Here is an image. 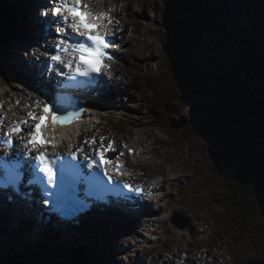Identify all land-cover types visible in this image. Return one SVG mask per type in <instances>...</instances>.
<instances>
[{
    "label": "rangeland",
    "instance_id": "obj_1",
    "mask_svg": "<svg viewBox=\"0 0 264 264\" xmlns=\"http://www.w3.org/2000/svg\"><path fill=\"white\" fill-rule=\"evenodd\" d=\"M134 1L137 2L136 0ZM145 1H147L149 5L145 7V11L141 14L143 16L141 22L145 27V33L148 35V39H152L154 37L155 40L158 41V39H161L160 34L173 36L174 40L177 39V37H180L178 34L175 37L170 29L166 27V23L169 22L164 16L160 17L156 13V20L154 21L149 17L151 9L154 8V3L159 4V10L163 11V15L164 12L166 15L170 14V12L173 11L171 0H166V3L162 0ZM175 1V7H183V10H181L183 16L181 15V17L184 18V20L191 21L192 24H194L195 21L200 25L204 23V29H202L204 33L201 31V29L198 30L196 25L194 28H190L189 35H192L190 40L194 42V45L189 46L187 44L181 43L180 47L173 46V53L175 54L172 53V55L175 61L178 60L181 62V69L177 70V63L176 66L169 65L167 69H164L167 73L161 77L162 81L168 83L165 84V86H161L160 88H158V84L156 86L152 85L151 92L154 98H152L153 100L149 105V110L158 109V111L162 112V117L159 119H154L149 112H146L148 110L137 113L136 116L139 118L138 128L144 131L148 128L149 131L145 132L147 137L151 132L159 133V137H162L163 143L165 142V145L162 148L175 153L177 155L176 157L180 161V164H184L185 162L188 164L190 176H187L188 174L186 173H182L184 178L181 179L178 177V180H174L175 177L173 165L167 162L165 158H162V160L165 162V165H160L163 171L165 166H168V170L166 172L169 174V176H166L163 173L165 176L163 178L165 180L164 182L167 184L166 186L173 184V190L174 186L176 187L178 182L188 181L191 179L182 193L183 203L181 208H179L178 204L176 203V197L174 201L172 198H168L169 202L165 205L171 204V206H173L175 204L173 206L174 210H179L175 212L185 211L186 216L184 218H189V226L192 224V226L195 228L196 223L203 222L205 220H208L210 224L209 219L212 218V214L215 216H221L228 212L230 220H234L239 216L237 212H234V209L228 210L225 208L223 211L219 210L216 207V204L212 202V198L214 196H208L207 194L208 192H212V187L218 188V181L219 183L221 182V177L218 179V176H220V170L215 173L216 167H220L226 171L234 167V164L241 163L242 157H240V154L238 153L240 150H242L240 147H243L242 151L244 154L247 153L248 155V151H251L249 157L252 158V161L254 160L255 167L264 165V106L261 105L264 103V62H258V59L264 57V53H262V56L259 55L256 57V53H252L250 50V43L253 42L255 47L260 49V52L264 51V0H248L246 5H240L239 2L241 0H194V3H196L195 7L200 6L202 8L201 10L195 8L192 9L189 2L186 0ZM256 1L257 3L259 2L258 5H256ZM241 3H243V1H241ZM203 12L205 14H202ZM14 13L15 14L10 13V18L12 19L10 22L13 24V38L14 36H17L16 30H20V26L18 25L19 17L16 15L15 11ZM154 13L155 12H151V16H153ZM160 14H162V12ZM197 15L202 17V19L197 17ZM226 19H228L227 21H229V23L226 22ZM186 21H182L181 19L177 20L176 17L174 20L176 28L172 27L171 29H178V27L182 28L184 22L186 23L185 25L189 26L188 22ZM15 23L17 26H15ZM0 30L4 31L5 27L3 25L0 26ZM240 30L242 32H240ZM247 33H249L248 35H254L253 37L257 43L255 41H247L249 39L247 37ZM198 34H200V41L197 43ZM259 34L263 36L258 37ZM22 42L24 44V42L26 43L28 40L23 38V40L18 41V38L15 37V39H13L14 50H12L8 55H4L6 60H3L4 57L0 58V77H5L3 79L0 78L1 80L5 81L4 79H6V76L9 74L8 69L12 70V72H16L18 75L24 70V67H22L23 55L19 50H15V46H21ZM160 42L161 40L159 43ZM159 43H157L158 46H160ZM182 44L184 46H182ZM162 48L163 47L161 44V50L155 51V53L158 54L154 56L156 60H159L158 57L163 54ZM177 48L180 49L179 54H176ZM166 49H168L167 46ZM185 49L188 51L187 53L184 51ZM189 58L190 60L188 61ZM1 62L6 66L4 67ZM190 63L194 64L193 68L190 66ZM260 63L262 65H260ZM160 73H162V69L160 70ZM8 80L11 81L10 86L12 88L16 85V93H21L25 98H28L27 94L25 93L27 90L21 91L22 89L20 90L17 84L14 83L15 78L10 77ZM23 85L24 88L28 86L25 85V83H23ZM169 85L173 89H169ZM2 90L6 89L0 88V92ZM175 90H179L180 92H174V94H172V91ZM198 91H203L204 93L201 94L198 93ZM163 97L167 100L164 108H162V101L158 100L162 99ZM251 99H253L254 104H260L261 107L256 113L248 115L247 112L253 110V107L249 105V101ZM156 104L159 108L156 106ZM223 106L228 107V111L226 112L229 114V116L228 118H224L226 123H223L220 125V127H218L216 123L212 122L211 120L213 117H215V114L212 113L211 109L216 108L213 109V111H216L217 108H223ZM208 120L210 121L208 122ZM228 120L230 121L228 122ZM123 121L129 122V119L126 118V120ZM221 121L222 119L219 120V122ZM167 123L171 129L170 133L165 132V129L162 126ZM171 126H173V129ZM213 127L220 128L222 132L234 135L235 139L230 140L228 145L223 144L225 146L223 150H221L219 145H216V138L218 136L213 134ZM171 133L172 135L169 136ZM149 138L151 139L152 136H149ZM133 143L138 147L143 155V150H141L143 147L140 144L135 143V138ZM162 144L160 146H162ZM145 145H148V143L145 142ZM187 155L188 159L184 157ZM190 168H194L193 170L196 168L198 172L193 173L190 171ZM170 180H173V183H170ZM193 181L195 182L193 183ZM225 187L226 189L224 192H217L219 202H227L229 199L228 194L231 189L227 184ZM253 194L254 193L246 192H244V196L239 194L241 197L239 207L241 208L235 209L238 212L242 209L244 212H246V219L249 224H247L244 220V225H241L238 224L239 220H234L232 221V224L230 223V225H228L222 219L224 227L221 229V232L217 235V237L220 235L221 236L220 238H216L214 243L217 247H213L214 249L212 248L215 253H218L219 250L221 256H223L226 251L225 256H230L228 252H231L230 249L234 251V246L230 244L229 249L226 245H224V243H226L225 236H232L233 231L231 229H235L237 226L239 229L235 230V233H241L240 237H243L242 233L252 230L257 236H259L260 242L263 241L262 245L264 246V203L259 201V199H257ZM209 202L214 204V207H211V205H205V203L209 204ZM190 209L192 210V217L189 214ZM171 212L174 211L171 210ZM201 216L206 217L199 218ZM194 219L196 221H193ZM217 223H220V221ZM168 225V220H165V222L161 224V227L164 228L165 231H167V229L172 230L168 236V243H172L173 245L176 243L178 244V247L175 245L174 246L181 249V253L188 252L190 257L195 253V256L197 257V252L193 250L188 251L185 249L186 244L180 239L179 233L174 231L173 228L175 227L173 226V228H170ZM42 235L47 238V245L48 242H56V240H53L54 237L51 233ZM253 238V236L249 237L248 241L246 242L249 243V247L250 245L253 247ZM57 241L61 242L59 236ZM26 243L21 244L24 250V259H20L19 256L21 254H12V250L7 255L3 251H0V264H67L66 261L67 259L69 260L67 253L70 247L67 243H64L60 246L53 245V247L52 245H48V247L38 246L34 249L25 246ZM195 245H197V243ZM89 247L90 246L87 248L89 249ZM255 247L253 250H255L254 252L257 255L252 252V248L250 247V253L248 254L251 255L243 259L245 261L251 258L255 259L256 255L258 257L256 260H253L257 262H254L253 264H264V249L259 246L256 250ZM82 251L84 255L88 254V252L86 253L85 250ZM119 253V250L116 249L111 258L103 260L107 263H114L117 261L114 256L118 255ZM173 257L174 255L168 259H172ZM120 258L121 256L119 257V261H121ZM12 259H14L13 263L10 262ZM78 259L79 256L77 255L76 258L72 257L70 261L73 264H81L80 260ZM168 259L163 260L165 262L164 264H170L168 263ZM101 260L102 259L94 260L95 264ZM104 261L101 262L103 264H107ZM174 261H176V259ZM237 263L240 264L239 262ZM245 263L244 261L242 262V264ZM69 264L71 263L69 262ZM82 264L91 263L86 261L82 262Z\"/></svg>",
    "mask_w": 264,
    "mask_h": 264
},
{
    "label": "snow or ice",
    "instance_id": "obj_2",
    "mask_svg": "<svg viewBox=\"0 0 264 264\" xmlns=\"http://www.w3.org/2000/svg\"><path fill=\"white\" fill-rule=\"evenodd\" d=\"M102 0H49L44 17H50V24L55 25V53L49 56V70L64 78L67 84H57V87L94 88L106 83L102 77L111 79V63L116 58L112 54L114 48L112 37L115 32L111 30L113 19L110 15L114 9L100 10L94 8ZM118 23V21H117ZM60 66L57 68L56 66ZM66 70V71H65ZM51 82V81H49ZM32 93H29L31 96ZM62 97H56L57 101L36 100V107L42 110V114L36 111H28L26 116L16 122L5 133L3 143L8 148L14 145L13 136L24 131V127L30 129L26 133V142L23 144L28 149L30 159L9 160L0 157V187H16L24 177L25 169L31 173L30 184L39 185L44 190V195H54L57 203L71 201L76 211H84L91 205L82 199L81 186H84L83 195L92 196L100 189L103 178L110 185H117L114 176L123 177L124 167L117 161L124 155L110 156L116 151L114 141L104 144V137L99 141V148L93 149V155H84L88 161V167L97 169L96 172L85 175L79 164L72 161L78 159V152H84L83 148L73 152L70 159L63 156H50L48 149H55V126L67 127L81 120L86 108H73L62 102ZM31 107V106H29ZM29 121H35L34 124ZM3 118L0 117V125ZM52 126V135H49V125ZM25 139V137H21ZM85 144L95 145L97 141L92 138L85 140ZM127 148V145H124ZM131 151V150H130ZM35 152L36 155L32 156ZM134 154V153H133ZM122 187L129 193L142 194V187H133L131 184H123ZM55 189V192H50ZM48 203V201H44Z\"/></svg>",
    "mask_w": 264,
    "mask_h": 264
},
{
    "label": "bare ground",
    "instance_id": "obj_3",
    "mask_svg": "<svg viewBox=\"0 0 264 264\" xmlns=\"http://www.w3.org/2000/svg\"><path fill=\"white\" fill-rule=\"evenodd\" d=\"M136 1L137 2H135L134 0H130L131 4L135 3L138 6L139 11L137 12V14H139V16H140L145 11V7L148 6L149 4L145 0H136ZM244 1L248 2V0H243V3H241V4H244ZM39 3H41L42 5H44L46 3L48 4L49 0H39ZM256 3H257V1H256ZM258 3L256 5H258ZM244 5H246V3ZM100 6H101V4H100ZM0 7H3L4 12L9 17H11L10 13L15 14L14 11L16 12V15L19 17L18 18V22H19L18 25L20 26V30L15 29L17 36H14V38H13V39H15V37H17L18 41H21V40H23V38H26L29 42V41L33 40L36 36H38L42 40L43 34L39 33V30L42 27V24H44L46 26L47 31H49L48 28L51 27V24L49 23L51 18L46 17V19H45V17H43V15H41V13H38L36 10H33L32 3L30 0H0ZM113 9L114 10L112 12L114 13V17H115L116 21H118L124 25L122 27L125 29V34L127 37L136 36L137 32L139 30H140L139 31L140 33L141 32L145 33V27L141 21L139 22L140 25L137 27H136V24L133 22L128 24L129 20L126 17L120 15L118 12H116L115 8H113ZM0 26H2V24H0ZM3 26L5 27V30L4 31L0 30V33L1 34H2V32L8 33L7 24H4ZM15 26H17L16 23H15ZM240 32H242V31L240 30ZM248 34L249 33H247V37L249 39L247 41H255V39L253 37L254 35H252V34L248 35ZM262 36L263 35H260V34L258 35V37H262ZM22 44H23V42H22ZM250 44H251L250 45L251 46V48H250L251 52L258 54L257 56H259V55L262 56V53L264 51L260 52L259 51L260 49L255 47V45L253 43H250ZM0 56H1L0 58L4 57L2 54H0ZM3 60H6V58L4 57ZM22 60H23L22 67H24V70L28 69V71H29L28 75L34 77L35 76L34 70H31V69H36L35 65L32 64L33 60L28 59V61H26V58H24V57ZM26 65H27V67H26ZM3 66L5 67L6 65L3 64ZM29 67H31V69ZM8 71H9V74L6 76L7 80L4 79L5 81H3L0 79V88L1 89L10 88L11 87L10 86L11 81H9L8 78L12 77V78H15L14 83L17 84L18 88L20 87L22 90H25L24 85L21 82V80H19V81L17 80V79H21L20 74L18 75L16 72H12V70H9V69H8ZM124 71H129V70H124V68H123L122 73ZM3 78H5V77L3 76ZM35 78H39V77H35ZM16 88H17L16 85H15V87L13 86V89L15 91H17ZM15 91H14V94H12L14 97H17L18 99L23 98V100L25 99L23 94H21V93L18 94ZM126 93H127V91L125 89L117 86L116 88H113L111 95L114 97L115 96L122 97ZM18 99H16V100H18ZM26 99H27V97H26ZM0 100H5L6 102H11L12 98L10 97V95H8L7 97H0ZM106 101H108V100H106ZM119 103H120V106L124 107L125 103L123 100L119 101ZM25 104H26V102H25ZM165 126H168V125H165ZM127 136L130 139V141L133 143L134 142V135H132L131 133L128 132ZM138 140L140 142L139 144L143 148L146 149L145 153H147V154H149L150 152L152 153L153 150H151V146H149L148 137H147L145 131L141 134V137H139ZM145 142H147L148 145H145ZM137 151H140V150L137 149ZM153 155L155 156V154H153ZM135 158H137V157H135ZM154 159L150 158V160H154ZM128 162L129 161H127V165H128ZM160 164L165 165V162L161 159ZM130 165H132L131 162H130ZM167 170H168V166H165L163 173H164V175L169 176V174L166 172ZM129 171L134 172V170H132V168ZM153 177H155V175H153ZM174 177H175V174H174ZM177 177H180L181 179L184 178L183 174H181ZM155 179L157 181H159L157 176L155 177ZM178 183H180L182 185L183 181H180ZM154 184L157 187H159L163 183L157 182ZM177 185H176V187L174 186V190H177ZM162 187H163V190H166V191H164L166 196L161 197L160 196L161 192L159 189L156 192H157V195L159 196V200H161V203H163L165 206L164 212H161V208H159L158 212L153 211L152 216L149 217V220H146L143 222L136 215H130L127 217H124L123 215H121L122 217H124L123 222H124L125 226H127V227L134 229L135 227H138V224H140V226H145V228H144L145 231L143 232L144 236L138 237L137 233L135 231H129V232L120 231L119 232V230H125L126 228L121 227V228L117 229V227H120L122 225V220L118 219L117 216H113V215L97 214L95 216L85 218V220L81 221L82 224H80L79 226H77L73 230L71 229V232L73 233V236H72L69 232L63 231V230L57 231L55 233L54 228L50 227L49 225L46 226L45 231H44L42 229L41 225L37 222V220L35 221L32 219V225H31V219H27L26 217L19 215V213H13V212L10 213V210H5V213H3L0 210V236H3L4 238L7 237L6 242L2 243L3 248H0V251H3L7 255L14 248V247H12V244L17 248H20V247H22L21 244H25L26 242L27 243L25 246H28L29 248H32V249H34L35 247H38V246L39 247H48V245H52V247H53V245L60 246V245H63L64 243H67L68 246L70 247V249H68V253H67L68 258H69V260L67 259V261H66L67 264H69V262L71 264H73L70 261V259L72 257L76 258L77 255L79 256L78 260H80L81 264H82V262H86V261L90 262L91 264H95L94 259H91V258H95V257H101L100 259H102V257L104 259L111 258L112 255L115 253L116 249H118V244H120L122 242L123 246H120V245L119 246L122 247L123 249L122 250L118 249V250H119V252H121V251L123 252V254L125 256L124 262L126 264H160L161 260L165 256V253H169L170 257L174 255V257L172 259H168V263H170V264L171 263H174V264H177V263L178 264H183V263L184 264H191V263L197 264L199 262L202 264H219V259L221 257L218 255V253L214 252V250H213L214 248L209 251L211 254H214V258L212 260L211 259H204L205 253L203 252L201 245L194 241L196 239V237L193 233L192 234L190 233L193 236V240L191 242H189V241H187L188 239L185 237V233H184V237H182L181 236V230H176L177 226H174L175 228H173L170 225H168V227L173 228L174 231L179 233L180 239L183 240L186 244V246H185L186 250H188V251L193 250V251L197 252V257L195 256V253H194V255H192L190 257V254L188 252H185V253L183 252V254H185L187 257H186V260L184 259V262H180V258H181L180 256L182 253H181V249L176 248V247H178V244L174 243V245L176 246L175 247L173 244L168 243V241H169L168 236L172 230L167 229V231H165V229L161 227V224H163L165 222V220H169V218L172 216V212L170 210L171 204L170 205H165V204L169 202L168 198H172L173 201L175 200V196H173L175 191L173 190V184H171L169 186L163 185ZM184 190H185V188H183V192H184ZM185 209H186V206H185ZM30 212L34 215V217H38L40 215V212L37 210H30ZM163 213H164V215L162 216ZM204 217H206V216H201L199 218H204ZM193 221H196V220L194 219ZM240 222H243V221L239 220L238 223H240ZM201 223L204 226L209 228L206 230V231H208V233L212 232V234H210L211 237H214V235L216 234L215 238H220L221 235L219 237H217V235L220 234L221 229L224 227L222 220H220V223H215L214 228H212V226L209 224L208 220H205ZM197 224L198 223H196L195 227L197 226ZM102 227L104 228V230L106 232V235L101 238V240L103 241V243L105 245V248L104 249L103 248L96 249V252H93L92 255H90V249L93 248V244L99 239L96 237V233L99 232L102 229ZM192 227L194 228V226H192ZM156 228L159 231L161 230V232H159V234L157 235V239L160 237L159 241H161V244L159 246H156L155 248L153 247L152 251H150V252L154 253L155 251L160 250L162 253H160L159 258L153 259V261H152L151 260V258H153L152 256H150V255H149L150 257L146 256V250L149 251L147 249L148 236L146 234H147V231L149 232L152 229H156ZM238 229L239 228L237 226L235 229L232 228V231L235 233V230H238ZM46 233H51L52 236L54 237L53 240H56V242H54V243L48 242V245H47V242H46L47 238L42 235V234H46ZM58 236H59L61 242L57 241ZM187 237L189 238V235H187ZM240 238H244V236L243 237L241 236ZM105 240L106 241L108 240L106 242L108 244L105 243ZM16 242H18V244H15ZM196 243H197V245H195ZM187 244H190V246H188ZM7 246H10L9 249L6 248ZM88 246H90L89 249L87 248ZM241 246H247L249 249H250V247L252 248V246L250 245V247H249V243H246V242L244 244L242 243ZM77 247H82V248L78 249ZM82 250H85V252L86 253L88 252V254L84 255ZM256 250H257V248H256ZM254 251L255 250H252V252H254ZM128 252L131 253L129 259L127 258ZM228 253L230 254L229 257L225 256L226 251H225L224 255L222 256L224 261L231 262V263L239 261L240 264H242L243 258L251 255V254H248L247 252H244V253L242 252L241 256H233L232 252H228ZM256 255H255V260L258 257ZM146 257L149 258L151 263L146 262ZM200 257H202V258H200ZM114 258L117 261H115L114 263L110 262L108 264H116L119 262L118 255L114 256ZM196 258H197V261H196ZM175 259H176V261H174ZM190 259L192 262L190 261ZM164 263L165 262H163L162 264H164ZM100 264H103V263L100 262ZM122 264H123V262H122ZM236 264H238V263H236ZM245 264H248V263H245Z\"/></svg>",
    "mask_w": 264,
    "mask_h": 264
},
{
    "label": "trees",
    "instance_id": "obj_4",
    "mask_svg": "<svg viewBox=\"0 0 264 264\" xmlns=\"http://www.w3.org/2000/svg\"><path fill=\"white\" fill-rule=\"evenodd\" d=\"M188 2L190 4V6L192 7V9L193 8H195V9L197 8V6L195 7L196 3H194V0H188ZM181 20L182 21H186L182 17H181ZM186 22H188L189 26L185 25L186 23L184 22L182 29L179 30L180 34H181L180 37H182V38L177 37V39H175V40L173 39L172 40L173 42H175V45L177 47H180L181 43L187 44L189 46H193L194 45V42H192L190 40L192 35H189V30L192 27L194 28L195 25L197 26L198 30L201 29V31L204 33V31L202 30V29H204V23L202 24L203 25L202 26L199 23H196V21H195L194 24H192V22L191 21L189 22L188 20ZM167 25L170 26L169 23ZM165 36L167 37V35H165ZM199 36H200V34H198V36H197L198 37L197 43H198V41H200L199 40ZM200 39H202V38H200ZM197 43H195V44H197ZM183 44H182V46H184ZM184 51H186V53L188 52L186 49ZM190 58L188 59V61L190 60ZM261 61L263 62V60H261ZM180 63L181 62L177 60V66H178L177 70L181 69ZM261 63H260V65H262ZM190 64H191L190 66L193 68L194 64H192V63H190ZM188 65H189V63H188ZM193 85H194V83H193ZM198 93L202 94L204 92L203 91L202 92L198 91ZM253 102H254L253 99H251L249 101V103H250L249 105L251 107H253V110L250 111V112H247L248 115L249 114L252 115V114L256 113L261 107L260 104H257V103L254 104ZM261 105L264 106V103L261 104ZM213 109H216V108H212L211 109L212 113L215 114V117H213L211 120H212V122H215L218 127H220L221 124L226 123L224 118H228V116H229V114L226 112V111H228V107L227 106L226 107L223 106V108L222 107L221 108H217L216 111H213ZM217 114H218V116H217ZM221 119H222V121L219 122V120H221ZM209 121L210 120H208V122ZM229 121L230 120H228V122ZM213 129H214L213 134L218 136L216 138V140H217V142H216L217 144L216 145H219L221 147V150H223V148H225V146L223 144H227L228 145V142L230 140L235 139L233 134L230 135L229 133L222 132L220 128L213 127ZM207 135H208V133H207ZM240 148H242V150H243V147H240ZM242 150H240L238 152L240 154V157H242L241 158V163L234 164V167H232L231 169H228L226 171H224L220 167H216L215 168V173L218 172V170H220V172H219L220 176H218V174H217V176H218V179H219V177H221V182H222V183L221 182L219 183V181H218V189H217V191L218 192H221V191L224 192L225 189H226V187H225L226 184L231 189L229 194H228L229 195L228 196L229 199L227 200V202L221 201L220 203L226 209H228V210L229 209H234V212H237L239 214V216L237 218H235L234 220L244 221L245 218H247L246 217L247 216L246 212H244L243 209L241 211H239V212L237 210H235V209L241 208V207H239V203L241 201L240 195L244 196V192H246V193H254L253 195H255L256 198L259 199V201H262L264 203V165L255 167L254 160L252 161V158L249 157L251 151H248L249 154L247 155V153L244 154ZM223 182L225 183V185H224ZM214 197L216 199H218V194L216 193ZM221 199H224V198H221ZM232 207H234V208H232ZM243 223L244 222H240L238 224L244 225Z\"/></svg>",
    "mask_w": 264,
    "mask_h": 264
}]
</instances>
